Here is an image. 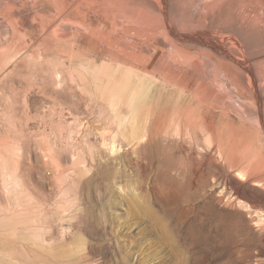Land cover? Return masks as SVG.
Returning <instances> with one entry per match:
<instances>
[{
	"label": "rangeland",
	"instance_id": "1",
	"mask_svg": "<svg viewBox=\"0 0 264 264\" xmlns=\"http://www.w3.org/2000/svg\"><path fill=\"white\" fill-rule=\"evenodd\" d=\"M263 40L264 0H0V264H264Z\"/></svg>",
	"mask_w": 264,
	"mask_h": 264
},
{
	"label": "bare ground",
	"instance_id": "2",
	"mask_svg": "<svg viewBox=\"0 0 264 264\" xmlns=\"http://www.w3.org/2000/svg\"><path fill=\"white\" fill-rule=\"evenodd\" d=\"M261 44L264 46V40L262 41ZM227 56L230 57V55H227ZM141 69H142V72H145V73H147V71H148V69H143V68H141ZM203 75H204V73H203ZM206 77H208V76H206ZM183 79H184V81H183L182 88H186L188 85L193 84L197 78L193 74L192 75L187 74ZM171 80L175 81L176 79L173 78ZM158 84H159V82L152 84V87H150V86L147 87V84H145L144 81H142V80L136 81L132 85V91L134 89L139 88V87H142L144 89L141 91H138V96L135 98V100L138 102H141V103H145V104L150 103L149 106H154L156 108H159L158 104H159V100L161 98L157 102H155L153 100V97L155 96L154 88H156V85H158ZM243 84L246 85L244 82H243ZM219 85H221V84H219ZM177 92H178V90H177ZM198 92H199V90H197L196 93H198ZM254 95H256V97L259 95L258 90L255 88H254ZM152 100H153V102H152ZM195 101H197V105L194 106V108L186 109L183 106H178V107L174 108L175 118L180 124L186 125L187 123H189V124H194L195 127L198 126L203 132H205V134L208 138H213L215 140V142H217V146L219 147L220 150L225 148L226 145H229L230 141L237 140L236 137H239L240 134H243L242 129H240V130L238 129V131L236 130V126H237L236 122L233 121L232 119H229V116H227L228 114L226 115L223 112H216L215 113L214 109L208 108V106H204L203 102L201 100L199 101L197 98H195ZM262 120H264V119H262ZM262 123H263V121H262ZM263 125H264V123H263ZM223 151H225V150H223Z\"/></svg>",
	"mask_w": 264,
	"mask_h": 264
}]
</instances>
